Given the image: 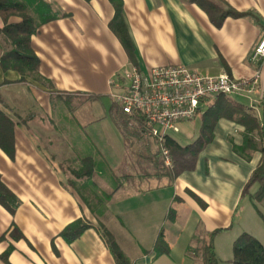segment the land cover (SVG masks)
I'll return each mask as SVG.
<instances>
[{
    "label": "crops",
    "instance_id": "1",
    "mask_svg": "<svg viewBox=\"0 0 264 264\" xmlns=\"http://www.w3.org/2000/svg\"><path fill=\"white\" fill-rule=\"evenodd\" d=\"M42 1L55 17L45 21V15L32 11L39 23L31 38L40 58L38 74L22 79L18 71H4L0 64V110L15 124V154L9 156L0 146V175L20 201L14 215L0 204V264H117L96 221L113 232L132 264L200 262L198 253H187L194 235L217 229H222L214 242L219 264H232L233 242L243 232L264 244V219L252 222L243 216L248 205L256 208L243 189L261 157L254 152L245 159L234 151L233 144L243 143L244 126L220 118L195 169L173 183L149 174L133 181L123 178L118 188L106 190L107 175L123 177L126 144L109 109H102L104 114L97 118L83 111L88 103L109 95V79L126 63L142 70L181 64L208 75H257L252 92L230 97L264 123V58L251 59L264 36V0H122L135 46L133 60L110 27L115 16L110 0ZM225 6L252 14L229 15L216 26L215 9ZM72 93L99 98L72 112L67 105L72 97L65 98ZM216 98L202 103L194 120L180 124L183 138L170 135L181 145L196 139L201 115ZM55 115L68 119L69 126L35 128L46 118L54 124ZM108 118L112 129L103 127ZM89 154L98 177L92 180L100 184H93L98 187L92 192L94 201L73 186L82 179L72 175V160L80 162ZM257 189L253 186L251 193ZM261 206L264 209V201ZM170 210L176 212L175 220L168 218ZM79 218L93 225L73 242L66 241L62 230ZM161 230L170 255L156 256L153 251ZM8 250L6 261L1 255Z\"/></svg>",
    "mask_w": 264,
    "mask_h": 264
},
{
    "label": "trees",
    "instance_id": "2",
    "mask_svg": "<svg viewBox=\"0 0 264 264\" xmlns=\"http://www.w3.org/2000/svg\"><path fill=\"white\" fill-rule=\"evenodd\" d=\"M115 8V16L110 22V27L118 36L130 59H134L135 46L129 34L128 27L122 14V0H110ZM217 18L212 16L216 26H220L226 16H243L252 13H240L231 7L215 9ZM34 13L45 15V21L54 18L50 6L42 0H0V18L3 26L0 27V36L7 48L0 53V64L4 71L16 70L22 79L25 76L38 74L40 58L32 48L31 38L36 33L39 23ZM17 18V21H12ZM99 98L97 95L86 100ZM109 116L122 134L125 144L128 143V135H141L149 130L152 125L139 112L128 114L120 109L114 102L109 108ZM220 118H226L244 126L242 145L233 144L234 151L245 159H250L254 152H260L261 157L257 167L251 173L246 182L243 195H248L254 203L264 201V123L256 117L244 104L225 94H219L214 104L207 107L201 115V127L199 135L192 142L181 145L172 135H164L163 140L154 138L156 149L153 152L155 175L159 179L166 178L173 183L182 173L192 171L196 167L199 154L212 142L214 128ZM14 122L0 110V146L11 157H14ZM141 133V134H140ZM167 149L172 160L171 165L164 162L163 150ZM72 175L76 179H92L96 175V161L93 155H87L81 159V167L72 169ZM148 176V175H146ZM120 182L115 188L120 186ZM258 189L251 193L253 186ZM0 204L12 215L19 207L20 201L11 189L4 183L0 175ZM259 214L264 219L261 211ZM170 220L176 219V212L170 210ZM93 224L84 218H79L67 225L61 232V236L68 242L79 238L85 230ZM103 239L108 245L117 264H132L122 251L113 232L103 223L97 224ZM222 229L204 231L201 235L196 233L187 253H198L200 262L194 264H219V258L215 250V238ZM19 237V236H18ZM199 246V247H198ZM156 256L170 255L171 247L165 239L163 230L160 231L153 247ZM9 250L1 255L7 261ZM232 264H264V244L253 235L243 232L233 242Z\"/></svg>",
    "mask_w": 264,
    "mask_h": 264
},
{
    "label": "built area",
    "instance_id": "3",
    "mask_svg": "<svg viewBox=\"0 0 264 264\" xmlns=\"http://www.w3.org/2000/svg\"><path fill=\"white\" fill-rule=\"evenodd\" d=\"M264 58V36L253 50L255 62ZM258 84L254 78H234L228 74L208 75L185 65L156 66L142 70L133 64L122 65L109 79V95L128 114L141 113L152 127L153 138L180 132V124L194 120L202 103L219 94L250 93ZM164 162L171 165L168 150Z\"/></svg>",
    "mask_w": 264,
    "mask_h": 264
},
{
    "label": "rangeland",
    "instance_id": "4",
    "mask_svg": "<svg viewBox=\"0 0 264 264\" xmlns=\"http://www.w3.org/2000/svg\"><path fill=\"white\" fill-rule=\"evenodd\" d=\"M3 24L0 26L2 27ZM2 36H0V53L2 51H4L7 48V45L5 43H3V41L1 40ZM127 64V63H126ZM131 64V63H130ZM137 66V65H135ZM138 67V66H137ZM140 68V67H139ZM141 69V68H140ZM145 71V70H144ZM36 74H33V76H35ZM31 77V76H30ZM71 98V101L69 103L71 104H67L68 107H71V111L75 112L79 106L81 107L83 105L84 102L89 101L86 100L88 97H85L84 95H80L78 93H72V95H65V98ZM93 100V99H90ZM112 102H114V100L110 97V95L108 96H104L102 97V100L99 101H94V102H90L86 105L85 108H83V111H86L85 113L88 115L87 117H96L97 116H101V114L103 113L102 109H106V112H108V109L110 108ZM115 103V102H114ZM116 104V103H115ZM116 106H118L116 104ZM119 107V106H118ZM64 110V109H63ZM64 112V111H63ZM102 112V113H101ZM84 115V113H82ZM29 115V114H28ZM76 115V114H75ZM55 121L54 124H52V121H50L49 119H44L43 123L38 125V126H34L35 128L39 127L41 129H52V127H68L69 126V120H60L59 117H57V115H55ZM87 120V119H86ZM26 121V120H24ZM198 121V119H197ZM77 124H75V121L73 119L72 116V129H76ZM113 125L111 124L109 118L107 120V122H105L104 124V128L107 129H112ZM197 130V129H196ZM86 133V131H85ZM143 134L141 135H128L127 141L128 143L126 144V149H127V156H126V161H125V165L123 166V177H117V178H113L111 175H107V179H105L104 182H110V187H106V190H109V188H115L118 185V182L122 181L123 178H125L127 181H133L137 178V176H146L149 174H154L155 173V168L154 167V161H151V159L153 158V152H154V148L156 147L155 145V141L154 138L152 136L149 135V131H145L142 132ZM176 135H180V137L183 138V134L182 132L180 133H176ZM51 138H53L51 136ZM75 139V141H77V137L72 135V140ZM47 141V140H46ZM114 143L116 144V141L113 140ZM73 142V141H72ZM74 144V143H73ZM155 145V147H154ZM73 158V156H72ZM75 159L72 160V168L75 169H79L81 167V161L80 162H75ZM62 164H64V162H62ZM68 163L65 162L64 166L67 167ZM69 167V166H68ZM98 177L94 176L95 180ZM72 179H75L72 176ZM86 178V179H82V180H74L75 185L74 188H76V190H78L79 194H85V196H91L93 197V201H94V195H92V192L96 193L98 191V187L95 188V185L93 184H97V186H100V184H98L97 182L94 183L95 180ZM99 194V193H98ZM256 204V208L253 207L251 204L248 205V209L249 211H246L243 216L246 219H251L252 222H254V219L259 220L262 218L261 215L259 214L257 208H259L261 211L264 212V209L262 208L261 203H255ZM261 222V221H260ZM99 221H96V224H98Z\"/></svg>",
    "mask_w": 264,
    "mask_h": 264
}]
</instances>
